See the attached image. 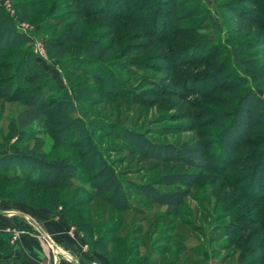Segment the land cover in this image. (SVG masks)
<instances>
[{"label":"rangeland","instance_id":"obj_1","mask_svg":"<svg viewBox=\"0 0 264 264\" xmlns=\"http://www.w3.org/2000/svg\"><path fill=\"white\" fill-rule=\"evenodd\" d=\"M109 1L111 0H104L111 10L113 7ZM160 1L162 0H150L146 8L141 10L136 5L132 6L137 4L138 0H127L123 14L129 15L131 19L138 22L143 21L144 25H130L122 30L121 23H118L115 25L118 29L111 30V27L107 26L108 23H104L106 17H76L72 13L76 10L84 16L87 7L99 6L98 0H77V3L70 0H0V10L10 18L14 30L27 37L26 43L15 44L7 49L13 48L19 53L25 51V54L21 55L25 61V67L22 66L16 70L8 69L5 73H0V79L13 75L15 80H18L23 95L33 90V82L35 83L34 90H42V95L48 98L55 96L58 92H66L72 102L81 106L82 114L79 115L80 117L77 114V117L90 133L100 153L99 156L107 167L114 173L121 174L119 176L121 180L133 186L135 184L147 185L156 192L152 197L153 194L138 196L136 192L124 190L128 195L129 209L119 215L110 213L111 207L102 203L99 198L91 199L81 192L82 189L77 190L70 206L78 201L86 203L75 207V210H81L80 214L86 212L92 226V237L102 235L104 238H109V235L103 232L107 228L112 229L113 235L111 236H113L114 243L112 246L104 247L112 249L109 255L112 264H253L251 260L256 256H263L264 251L258 249L253 255L246 257L243 254L241 257L240 250L242 248L254 250L257 246L264 248L262 239L264 238V203L259 205L255 214L254 211L251 212L250 207L253 205L248 200L236 205L235 210L223 211V206H226L232 200L231 198L239 193L224 188L220 191V195L216 196V187L219 183L213 185L215 179L213 173H206L199 180L192 183L190 181L188 185H184L180 183L186 178L183 174L194 172L195 169L180 163L164 164L146 158L141 153H137L135 145L131 144L128 139L135 142L140 141L141 144L138 143L140 150H148V153L149 150H157L153 148L155 145L161 147L171 145L178 149L184 145V148L187 147L188 150L197 149L200 152L199 155L185 153V157L201 163L207 162V156L214 151L218 155L217 149H220L222 145L218 135L220 126L215 122L216 118H211L210 115H216L224 109L229 113L235 106L232 103L231 105L219 103L218 100H213V96L232 94L231 91L237 89L240 84L248 86V76L243 71L231 67L228 50L229 46L236 41L253 38L256 35V27L249 33L248 26L241 25L239 20L226 11L223 6L230 3L228 6L232 8L231 4L234 0H181L180 3L183 5L174 7V9L159 5ZM245 7L250 11L253 10L249 6ZM156 8L168 16L166 19L168 22L164 27L171 26L169 21L176 14L185 19L173 23L170 28L191 24L197 31L189 37H164L166 42L162 43L163 37H158L159 31L157 30L156 37L138 41V44L143 45V49L137 50L139 45H135L136 42L130 34L149 30L152 24L151 14ZM234 10L237 11L236 8ZM189 14L192 15L189 17ZM79 25H82V28ZM157 25L160 26L158 21ZM239 28L243 31L237 34L236 31ZM248 33L250 35L246 37ZM59 37L65 38L66 41L63 40L61 49L67 53L55 58L45 51V45H48V40H55ZM186 40L194 44L178 49V46L184 44ZM206 43L208 45H205ZM87 46H92L97 52L106 48L104 51L108 52L104 54L103 59L114 64V67L87 61L85 56L78 53L75 59L67 58L73 56L71 55L73 52L83 51ZM198 46H206L203 50L204 54L207 52L208 57L206 67L193 66L179 70L188 76L185 83L186 91L182 93V96L189 105L186 106L170 95L159 96V93H165L160 92L158 86L170 88V84L162 81L167 76L166 73L156 71L158 69L156 67L154 68L156 70H153L151 66L174 65L188 58L197 60L202 54ZM37 48H41L44 55H39ZM262 50L261 46L248 48L245 54L251 62H264V58L260 55ZM154 53L168 54L167 62L146 65V62H150L148 56ZM28 56L42 70L43 79L37 81L38 75H28L26 67ZM136 59L139 60V67L130 66L131 61ZM144 59L146 62L143 61ZM1 62L4 60H0V64H3ZM208 64L224 65L225 71L220 76V90H213L215 85L210 77H202V80L198 82L193 78L197 74L200 76L203 70L209 67ZM247 67L250 70L255 68L250 64ZM109 71L114 75L113 91L111 94H99L98 92L102 90L101 85L94 80L102 79ZM228 87L230 89L226 90L225 88ZM253 92L264 106V93L255 90ZM235 94L234 96L238 98L240 92L238 94L236 91ZM246 106L247 101L240 106L241 110L244 111ZM18 109L16 104L0 101V154L19 153L20 148L26 146L31 149L33 145L32 142L24 144L22 139L16 138L15 133L8 131L9 121L14 119ZM243 115L242 118L246 116ZM189 116L191 120L185 119ZM247 121L249 122L250 119L248 118ZM238 122L242 123L243 119H238ZM54 123L55 120H50L48 133L49 130H55ZM260 126L258 129H264L262 125ZM36 130H38L36 136L39 138L37 140L44 143V160L58 162L61 157L72 155L74 168L78 173L79 184L77 186L92 190V183L87 181L88 174L81 171L80 161L76 157L79 149L56 144L57 150L50 154L48 148L52 142L55 143L54 138L45 134L41 129ZM233 130L226 138V142L230 145L234 137ZM126 132H131L134 136L124 139ZM252 140L260 144L263 139L252 135ZM242 148H246L245 144ZM260 148L256 146V150ZM158 152L163 154L161 150ZM213 162H216V159ZM263 168L264 163L256 179L244 183L243 188L246 192L264 193ZM226 174L236 173L231 170ZM165 175H171L173 178L169 176L163 180ZM185 181L189 182L188 178ZM21 184L22 182L10 181L7 188H18ZM74 188L71 187L68 192ZM46 191L49 192L47 189ZM37 193L41 194L40 191ZM161 194L170 195V197ZM163 198L169 200L168 206L163 203L165 201H161ZM33 200L28 201L25 195L19 197L5 195L0 200V214L4 215L7 211L14 212L12 209L16 207L44 209L35 205L34 208L29 207V203H36ZM69 204L67 203V206ZM2 207L9 208V210L3 211ZM55 209L56 211L52 213L61 218L58 213L60 204H57ZM72 214L68 213L67 217L70 218ZM243 214H247L249 219L258 220V225H249L238 237L232 238L231 229L227 224L233 219L241 218L239 216ZM14 215H17V212ZM74 223L79 226L80 219ZM70 227L82 235L74 225H69ZM3 234L8 235L10 240V233L5 231ZM246 235L248 236L243 241ZM88 251L93 259L88 261L108 264L101 253L90 248ZM239 255L240 261H237Z\"/></svg>","mask_w":264,"mask_h":264},{"label":"trees","instance_id":"obj_2","mask_svg":"<svg viewBox=\"0 0 264 264\" xmlns=\"http://www.w3.org/2000/svg\"><path fill=\"white\" fill-rule=\"evenodd\" d=\"M70 1L77 3V0ZM126 1L127 0L109 1L113 7L111 10H109V7L107 6L109 4L107 2H104V0H98L97 4H99V6L87 7V11L84 13V16L76 10H74L72 13L76 17H106L107 19L104 23H108L107 26L111 27V30H117L118 28L115 25L118 23H121L120 28L122 30L127 29V27L130 25H144L143 21L138 22L134 19H131L129 15L123 14V8H125L127 4ZM148 2H150V0H138V3L133 4L132 6L136 5L139 9L143 10L146 8ZM180 2L181 0H162L158 2V4L163 7L166 6L167 8L174 9V7H180L183 5ZM229 4L230 3H228V5ZM228 5L223 6L225 7L226 11L235 17V19L239 20L241 25L248 26L249 33L253 31L254 27H256V35L253 38H247L244 41L234 42L232 46H229L228 50V59L230 61L231 67L243 71V73L248 76V86L251 90H249L248 86H241L240 84L238 85L237 89L231 91L232 94L213 96V100H218L219 103L224 105H231L232 103L235 106L229 113L226 112V109H224L221 110V112H217L216 115H210L211 118H216L215 122L220 126L218 135L220 138L219 142L222 145L220 149H217L219 151L218 155L214 151L207 156V162L201 163L197 160H188L185 157V153L193 154L195 156L199 155L198 153L200 152L197 149L188 150L187 147L184 148V145H181L179 149L173 148L171 145L169 147L155 145L153 148L157 150H149L148 153V150H140L141 148L138 146L140 141L136 140L135 142L132 139L128 140L131 144L135 145L137 153H141V155L146 158L154 159L164 164L169 162L180 163L188 166L191 169H195L194 172L183 174V177H186L189 180V182L185 181L186 178L183 181L181 180L180 183H183L184 185H188L190 181L192 183L199 180L201 176L206 173H213V175H215L213 185L219 183V186L216 187V196L220 195V191H222L224 188H229L234 192L239 193L237 196H234V198H231L232 200L229 201L226 206H223V211L228 209L235 210L239 204L245 200H248L253 205L250 207L251 212L254 211L255 214V212L259 209V205L264 203V193H248L246 192L245 188H243V185L248 181L256 179V176L262 171V166L264 163V129H258L261 127L260 125L264 127V106L261 105L260 98H258L253 92V90H255L264 93V62H251V60H248L245 51H247L248 48L261 46L263 50L260 52V55L264 58V0H234L233 4H231L232 8H229ZM245 6H249L253 10L250 11ZM235 8L237 11L234 10ZM190 15L192 14H189V17ZM151 16L152 17L150 18V21L152 24L149 30L147 29V31L145 30L143 32L130 34V37H132L136 42L135 45H139L137 46L139 48H136L137 50L143 49V45L138 44V41H143V39L146 38L156 37L158 31V37H163V40L161 41L162 43L166 42L164 37H189L197 31L191 24L170 28L172 27L173 23H177L185 19V17H181L176 14H174L172 19L169 21L171 26H168L169 28L164 27L166 22H168L166 20L168 16L167 14L160 12L158 8L153 9ZM157 21L159 22L160 26L157 25ZM11 23L12 22L10 18L2 10H0V60L2 59L4 62H6H1L3 64H0V73H5L8 69L16 70L20 69L22 66L25 67V61L21 56L22 54H25V51L19 53L13 48L11 50H7L9 47H13L15 44H23L27 42V37L16 32ZM81 26L82 25H79L80 28H82ZM242 31L243 29L239 28L236 33L239 34ZM249 33L246 35V37L250 35ZM61 37L56 38L55 40L47 41L48 45H45V51L50 56L52 55L55 58H59V56L61 57L67 53L65 50L61 49L63 47L62 45L64 41H66L65 38L62 39ZM193 44L194 43L186 40L184 44L178 46V49L181 47L187 48L190 47L189 45ZM197 45L195 47H197ZM205 45L208 44L206 43ZM198 47L199 52H202V54L197 60L196 58H188L183 59L174 65L158 64L151 66L153 70H156L154 69L156 67L158 68L156 71L166 73L167 76L163 78L162 81L163 83L170 84V88L158 86L160 92L165 93L161 94L156 91L159 93V96L170 95L186 106L189 105L185 97L182 96V93L186 91L185 83L188 80V76L186 73L183 74V72H179V70L193 66H199L202 68L206 67V63L208 61L207 52H205V54L203 53V50L206 46ZM104 49L106 48H103L100 52H97L92 46H87L83 51L73 52V54H71L73 56H69L67 58L75 59V57H77L76 53H78L82 56H85L87 61L93 63H104L109 67H114V64H111V62H106L103 59L104 54L108 52H105ZM151 55L152 56H148V60L150 62H146L145 59L143 60L147 63L146 65H152L151 63L156 64L167 62L168 54L154 53ZM138 61V59L132 60L131 64L129 65L137 68L140 65ZM248 64L255 68L250 70L247 67ZM208 65L209 67L204 69L200 76H197V74L193 78L196 82H198L202 80V77H210L211 80L214 81L215 85L213 90H220V76L222 72L225 71L224 65ZM26 67L28 75H38L36 78L37 81L41 80V78H44L42 70L32 61V58L29 56ZM95 75L96 74H94V76ZM94 81L98 85H101L102 90L98 92L99 94H111L113 91V84L115 83V80L111 71H109L108 74L105 73L102 79L96 78ZM18 84V80H15L13 75L8 76V78L0 79V101L16 104L19 108L14 119L9 121L8 131L15 133L16 138L22 139L24 144L32 142L33 145L31 149L26 148V146L20 148L19 153L8 155L0 154V200L3 199L5 195L10 197H19L25 195L28 201H32V199H34L33 201L36 202L35 204H32L27 201L29 203V207L34 208L35 205L36 207L44 208L50 212L56 211V205L60 204L58 213L61 215L62 221L67 225H74L76 229L82 233L83 241L88 245V247L91 250L101 253L102 256L107 260L108 264H112L109 258L112 249L104 248L105 246H112L114 243L112 238L113 236H111L113 235L112 229L107 228L103 232L109 235V238H104L102 235H98L96 238L92 237V226L89 223L86 212L80 214L81 210H75V207L79 206L80 204L84 205L86 203L83 204L78 201L75 202L73 206H70L72 201H74L73 199L76 196L75 194H77V190L82 189L81 192H84L87 197H90L91 199L96 197L99 198L102 203L108 207H111L109 209L110 213H116L119 215L120 213L129 209L127 200L128 195H126L124 190H127L128 192H136L139 194L138 196H146L147 193L151 195L153 194L152 197L155 196L156 192L151 190V187L147 185L142 186L135 184L133 186L129 182L121 180L119 177L121 174L114 173L109 167H107L103 159L99 156L100 153L97 151L90 133H88L87 129H85V125L79 121L78 117H80L79 115L82 114L81 106H77L75 102H72L66 92H58V94H55V96L53 95L48 98L42 95V90H34L35 83L33 82V87L31 86L33 90L28 92V94L23 95ZM152 86L155 87L153 84ZM2 87H4V89ZM225 89L229 90L230 87ZM18 91H20V93H18ZM236 91H238V94L240 92L238 98L234 96L236 95ZM207 94L211 93L207 92ZM245 101H247V108L243 111L241 110L240 106H243ZM185 112L187 113V111ZM254 112L255 114H253ZM243 114L246 115L244 118H242L244 116ZM248 118L250 119L249 122L247 121ZM185 119L191 120V117L189 116V118ZM238 119H243V122L239 123ZM50 120H55L53 127L56 128L54 131L49 130L48 133L47 130L50 126ZM36 129H41L45 134H48L51 136V138H54L55 143L52 142L48 148V153L50 154L57 150L56 144L79 149L76 157L78 161H80L81 171L88 174L87 181L92 183V190H90V188L87 189L77 186L79 184V180L77 179L78 173L75 171L72 155L61 157L58 162H49L44 160V143L37 140L39 138L36 136L38 135V130ZM232 129H234V137L232 138L233 141L230 145L226 142V138H228L229 134L232 133ZM132 135L133 133L126 132L123 137H125L124 139H127L128 136ZM252 135H254V137H261V139H263L262 142L260 144L254 142L252 140ZM143 143L146 144L145 142ZM140 144L141 142L139 145ZM244 144L246 148L243 149L242 145ZM256 146L261 148L256 150ZM158 150L163 151V154L158 152ZM238 152L239 154H236ZM214 159H216V162H213ZM91 163L96 164L92 165ZM231 170L236 174L227 175L226 173ZM168 177L173 178L171 175H165L162 179L164 180ZM10 181H18L22 182V184L18 188H7L8 182L10 183ZM158 184L159 183H157V185ZM71 187L75 188L71 192H68ZM27 189L29 191H27ZM46 189L49 192H47ZM39 191L41 194L37 193ZM161 195L167 196L164 194ZM167 197H170V195ZM161 201H165L163 203L168 206L169 200L167 198H163ZM67 203L70 204L67 206ZM68 213H73L70 218L67 217ZM239 217L241 218L233 219L227 224L231 229L230 236H232V238L238 237V235L242 233L247 226L258 225V220L254 221L255 218L249 219L247 214L240 215ZM79 219L80 224L77 226L74 222ZM247 236L248 235L245 236L243 241H245ZM262 239L264 240V238ZM12 247L13 244L9 243V236L0 233V264H5L4 257L9 253ZM247 249L249 248H242L240 250L241 257H243V254H245L246 257L247 255H253L254 251L258 249L264 251L263 247L258 246L255 247L254 250L251 248L250 250ZM262 254L263 256L254 257L253 260H251V263L264 264V253ZM240 255L239 258L237 257V261H240Z\"/></svg>","mask_w":264,"mask_h":264},{"label":"crops","instance_id":"obj_3","mask_svg":"<svg viewBox=\"0 0 264 264\" xmlns=\"http://www.w3.org/2000/svg\"><path fill=\"white\" fill-rule=\"evenodd\" d=\"M3 211L9 208L2 207ZM17 215L8 217L0 214V233L7 228L25 230L27 234L19 237L9 253L4 257L5 264H46L44 260L45 246L37 239L38 233L47 236L52 244L60 251L71 253L77 259L78 264H87L91 259V253L87 246L86 252H82L83 241L76 238L72 241L68 234L69 225L62 221L56 214L44 209H31L16 207ZM20 214V215H19ZM24 218H28L25 220ZM38 231V232H37ZM88 254V255H87ZM59 264H68L61 261Z\"/></svg>","mask_w":264,"mask_h":264},{"label":"built area","instance_id":"obj_4","mask_svg":"<svg viewBox=\"0 0 264 264\" xmlns=\"http://www.w3.org/2000/svg\"><path fill=\"white\" fill-rule=\"evenodd\" d=\"M36 51L39 53V55H44L41 48H37ZM4 215L11 217L14 215V212L7 211L4 213ZM24 219L28 220V218H24ZM5 231L10 233V240H9L10 243H15L19 237L27 234V232L23 229L14 230L12 228H7ZM68 234H69L70 238L72 239V241H74V242H75L77 237H78V239L83 241L82 235L72 227H70L68 229ZM37 239L39 240V242L43 243L45 246L44 247L45 248L44 260H45L46 264H59L61 261H65L68 264H78L77 259L74 258L71 255V253H65V252L60 251L58 248H56L52 244L51 240L47 236L43 235L42 233H38ZM80 245H81L82 252H86L87 244L83 241V243ZM87 264H100V263L97 261H88Z\"/></svg>","mask_w":264,"mask_h":264}]
</instances>
